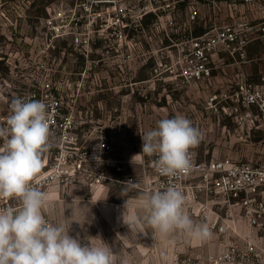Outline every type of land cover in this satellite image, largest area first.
Instances as JSON below:
<instances>
[{
	"label": "rangeland",
	"instance_id": "1",
	"mask_svg": "<svg viewBox=\"0 0 264 264\" xmlns=\"http://www.w3.org/2000/svg\"><path fill=\"white\" fill-rule=\"evenodd\" d=\"M197 1L171 0L168 6L156 0H0V124L10 114L12 100L24 98L44 101L49 112L58 101L56 121L70 115L86 149L98 140L101 128L114 146L123 140L141 147L144 133L176 115L207 129L209 114L200 120L193 112L204 99L177 89L178 83L189 84L182 73L192 47L188 30L199 27L190 17ZM126 16L132 18L127 27L121 20ZM58 141L55 135L53 143ZM55 150L53 146L49 153ZM110 189L111 198L129 193L141 198L145 192L117 183ZM44 192L46 220L62 225L73 238L106 243L116 253V264H162L168 236L159 241L144 225L133 236L127 224L114 235L98 224L91 190L72 196L64 185H54ZM20 206L16 199L0 200V209ZM184 211L211 233L197 240L195 249L203 255L222 251L225 232L204 216ZM225 216L223 208L220 219Z\"/></svg>",
	"mask_w": 264,
	"mask_h": 264
},
{
	"label": "crops",
	"instance_id": "2",
	"mask_svg": "<svg viewBox=\"0 0 264 264\" xmlns=\"http://www.w3.org/2000/svg\"><path fill=\"white\" fill-rule=\"evenodd\" d=\"M230 1H197L195 8L198 10V15L195 23L199 27L193 29L198 33H205L214 27L232 25L240 28L243 42L234 43V51L219 47L208 62L211 68L210 75L185 86L178 83L177 89L195 98L204 99L202 107L198 109L196 105L193 107L198 119L207 120L205 114H209L207 129L204 124L195 126L202 134V139L196 146L198 159L230 157L238 162L264 164L263 113L257 104L245 106L242 103L247 89H258L264 94V0H255L253 3ZM89 145L95 147L97 141H91ZM203 145H210L213 148L203 151ZM114 147L115 161L98 164L105 174L102 186L91 189L84 180L79 179L65 187L72 196L81 194L87 189L91 190L93 197L96 198L92 205L97 210L98 224L103 223L102 225L108 226L113 234L117 235L120 234L117 227L125 225L124 215L125 219L135 216L143 222L145 213L140 206V198L135 193H129L122 198H111L110 184L142 188L145 181L141 160L152 157L138 155L142 152V145L135 148L130 141L129 143L123 140L116 141ZM258 196L264 199V188L260 190ZM201 205L202 203L195 205V211ZM187 206L185 204L184 210L188 209ZM223 208L226 210V216L220 219V211ZM205 210L209 211L206 218L208 224L218 222L228 225L223 246L224 242L237 237H249L264 242L263 233L250 224L244 207L213 200L205 203ZM143 225L147 226L146 222H143ZM148 228L155 239L159 241L164 239V235ZM167 236V249H162L161 252L162 264H175V255L179 251L203 255L194 246L195 242L201 239H192L180 231L172 232ZM114 254L116 256V253Z\"/></svg>",
	"mask_w": 264,
	"mask_h": 264
},
{
	"label": "clouds",
	"instance_id": "3",
	"mask_svg": "<svg viewBox=\"0 0 264 264\" xmlns=\"http://www.w3.org/2000/svg\"><path fill=\"white\" fill-rule=\"evenodd\" d=\"M53 137L44 101L12 100L10 114L0 124V200L16 199L21 206L0 209V264H116V256L106 243H82L62 225L48 222L43 214L47 194L32 181L44 167V156L54 146ZM201 139L200 130L189 119L176 115L161 119L156 128L142 135L138 155L154 157L153 166L161 176L187 174L190 149ZM185 202L178 186L145 191L140 198L143 222L165 236L181 231L192 239L210 237L207 225L195 224L185 213ZM143 222L124 215L133 236L141 233Z\"/></svg>",
	"mask_w": 264,
	"mask_h": 264
},
{
	"label": "built area",
	"instance_id": "4",
	"mask_svg": "<svg viewBox=\"0 0 264 264\" xmlns=\"http://www.w3.org/2000/svg\"><path fill=\"white\" fill-rule=\"evenodd\" d=\"M156 1L168 5V1L171 0ZM239 1L255 2V0H231L230 2ZM157 15L160 16L161 13ZM197 15L198 10L194 8L190 17L195 19ZM190 42L191 52L182 73L189 83L210 75L211 68L208 62L219 47L234 51V43L243 42V38L240 28L226 24L192 36ZM32 96L36 98L37 92L34 91ZM242 103L245 106L257 104L264 117L262 91L247 89ZM58 111V101L56 105L51 103L50 127L54 137L57 135L59 141L53 143L56 147L54 152L45 154L44 167L32 181L33 186L44 191L54 185L67 186L79 179H84L90 188L103 185L105 174L98 164L115 161L113 142L105 129L101 128L97 145L90 147L91 149L84 148L80 143V135L74 129L73 118L68 115L61 122L56 121L54 115ZM190 154V171L175 177L161 176L153 166L154 157L142 159L144 191L163 190L170 185L178 186L186 197L185 204L188 205V209L205 218H208L209 211L205 210V203L208 201L216 200L223 204L240 205L244 207L250 224L264 235V199L258 196L260 190L264 188V164L238 162L230 157L200 160L196 147L190 149ZM199 203L202 205L195 211L194 206ZM211 226L221 232H226L228 228V225L218 222H213ZM174 262L175 264H264V242H258L249 237H237L224 242V248L219 253L198 255L179 251L175 255Z\"/></svg>",
	"mask_w": 264,
	"mask_h": 264
},
{
	"label": "trees",
	"instance_id": "5",
	"mask_svg": "<svg viewBox=\"0 0 264 264\" xmlns=\"http://www.w3.org/2000/svg\"><path fill=\"white\" fill-rule=\"evenodd\" d=\"M154 17L158 20V17H159V16L156 14V15H154ZM121 20H122V23H123V24L126 23V27H127L129 24H131V23H129V22L132 21V18L126 16V17H122ZM189 32H190V34H189ZM188 34L191 35V37H192V36L200 35V34H202V33H198L196 29H191V28H190V29L188 30ZM173 36L176 37L177 35L175 34V35H173Z\"/></svg>",
	"mask_w": 264,
	"mask_h": 264
}]
</instances>
